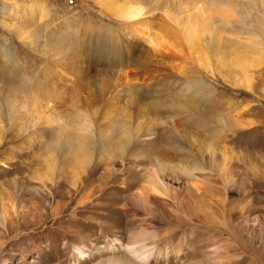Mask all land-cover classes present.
<instances>
[{
  "label": "rangeland",
  "instance_id": "obj_1",
  "mask_svg": "<svg viewBox=\"0 0 264 264\" xmlns=\"http://www.w3.org/2000/svg\"><path fill=\"white\" fill-rule=\"evenodd\" d=\"M214 1L0 0V264H264V0Z\"/></svg>",
  "mask_w": 264,
  "mask_h": 264
},
{
  "label": "bare ground",
  "instance_id": "obj_2",
  "mask_svg": "<svg viewBox=\"0 0 264 264\" xmlns=\"http://www.w3.org/2000/svg\"><path fill=\"white\" fill-rule=\"evenodd\" d=\"M216 2L218 3V4H216ZM219 4H220V2H218L217 0L216 1H214V5H216V6H218L219 7ZM223 3H222V1H221V5H222ZM220 5V6H221ZM227 7V8H226ZM221 8L222 9H224L223 11H228L229 13H234L235 11H234V6H230L229 5V7L228 6H225L224 7V4H223V6H221ZM226 8V9H225ZM229 8V9H228ZM202 9V8H201ZM141 8H135V10H133V11H131V13H130V16H132V18L133 17H135V16H140L141 14H142V12H141ZM204 10V9H203ZM207 11V10H206ZM227 12V14H226V12H224L226 15H228L229 13ZM203 13H204V11H203ZM223 12H221V14H222ZM201 14V13H200ZM231 14H229L228 15V19L229 18H231V17H229ZM204 15H206V16H208L209 17V14H204ZM203 15V16H204ZM233 15V14H232ZM200 16H202V14L200 15ZM200 16H199V18H200ZM212 16V15H211ZM222 16L224 17V14H222ZM142 17H143V14H142ZM187 17H188V15H187ZM190 17V16H189ZM207 17V18H208ZM192 18V17H191ZM203 18V17H202ZM202 18H200V20H206L207 21V19H202ZM210 18V21L212 20V18L213 17H209ZM222 18V17H221ZM139 19H141V18H139ZM178 19H179V17H178ZM182 19V18H181ZM228 19L227 18H222V21H223V24H226L227 25V23L229 22L228 21ZM133 20H135V18L133 19ZM137 20H138V18H137ZM145 19H142V20H138V22H142V21H144ZM187 20V19H186ZM198 20H196V22H197ZM202 21V22H203ZM231 21V20H230ZM205 22V21H204ZM146 24L144 25V24H142L141 25V27H140V29L139 30H133L134 32H132V34H133V36H134V38L137 40V41H139V42H144V43H146V44H148V46L150 47V52L153 54V55H156V56H161V48L163 47V45H164V41L162 40V38H160L159 36H158V34H156V32L152 29V27L153 26H151L152 24L150 23V25H149V23H147V22H145ZM187 23V22H186ZM201 23V22H200ZM206 23V24H205ZM205 23H203V24H205V26H206V28H208L209 30H211L210 28L212 27L211 25H212V22H205ZM209 25H208V24ZM188 24L189 25H191V23L190 22H188ZM179 25V24H178ZM182 25V24H181ZM193 25V24H192ZM191 25V26H192ZM195 25V24H194ZM198 25V24H197ZM228 25H231V24H228ZM188 26V25H187ZM203 26V25H202ZM195 27V26H194ZM194 27H192V28H194ZM204 27V26H203ZM202 27V28H203ZM199 28V27H198ZM188 29V34H190V32H189V30H191V32L193 31V29H190V27L189 28H187ZM205 29V28H204ZM207 30V29H206ZM204 31V30H203ZM184 32V31H183ZM186 32V31H185ZM197 34V30L196 31H194V32H192V34L194 35V34ZM114 34V33H113ZM121 34V33H120ZM183 34V33H182ZM70 35H71V39H74L75 37H77V34H72V33H70ZM123 35V34H122ZM185 35H187V33L186 34H184V36ZM89 36V35H88ZM93 36H96V37H98L101 41H103L104 42V44H105V41L107 40V42H106V46H100V48H101V51H106L107 53H106V55H107V57H108V61L109 62H111V63H115V64H117V63H121L120 64V66H124L123 65V62H125V59H126V57L123 59V57H124V55H125V46L123 45V41H122V39L119 37V36H114L113 37V35H111V33L109 34V33H100V32H98L97 34H94ZM188 36V35H187ZM194 36H196V35H194ZM186 37V36H185ZM107 38V39H106ZM193 37H191L190 38V42L191 41H193V39H192ZM192 39V40H191ZM90 40H93V37L91 36L90 37ZM186 40V39H185ZM188 40V39H187ZM102 42V43H103ZM187 42V41H186ZM188 42H189V40H188ZM190 42H189V44H190ZM208 42V41H207ZM94 43V42H93ZM192 44V43H191ZM91 45H92V42H91ZM99 46V45H98ZM214 46V44H213V42L212 41H210L209 43H208V47H213ZM93 47V46H92ZM96 47V46H95ZM95 49V48H94ZM99 49V48H98ZM102 53V52H101ZM132 54V53H131ZM6 56V55H5ZM6 58L7 59H11L12 57L11 56H9V54L6 56ZM10 61H13L12 59L10 60ZM121 61H123V62H121ZM238 64H240L241 63V66L243 67V65L242 64H244L243 63V61L242 62H240V61H238L237 62ZM236 63V64H237ZM119 66V67H120ZM240 66V65H239ZM245 66V65H244ZM248 66V65H247ZM5 69V68H4ZM4 69H2V70H4ZM5 71H6V69H5ZM5 71H0V80L1 79H4L5 77H4V75L5 74H7ZM199 88V93H202L203 91H205L206 90V88L205 87H203V86H199L198 87ZM197 88V89H198ZM11 99V97L8 95V96H6V98H5V100H4V102H5V105H6V108L8 107V101ZM115 125V124H114ZM112 126V125H111ZM113 127V126H112ZM132 129H134L133 127H132ZM131 130V129H130ZM130 130L128 129V133H130ZM131 136V135H130ZM128 135H125V140L124 141H127L128 142V144H129V141H128ZM123 143H125V142H123ZM155 165H156V170H154L153 171V173H152V176H153V178H152V180H151V182H152V193L153 192H155V193H161V191L160 190H162L163 192H164V190H163V188L164 187H168V183L165 181V180H163L159 175H160V173L162 172V169L164 168V165L163 164H160V163H158V162H155ZM168 189V188H167ZM150 195H144V193H141V194H138L137 195V197H138V201L140 202V204L141 205H143L144 207H145V205H146V208H148V206L147 205H149V207H150V203H149V201H150V199H148V197H149ZM142 206V207H143ZM21 246V248L23 249V252L25 253V249H26V247H25V244H22V245H20ZM25 247V248H24ZM130 250H131V253H132V255L134 256V257H138V258H140L142 261H146V260H148V258L150 257V256H152V254H155V245L154 246H152L151 247V249H145V248H143L142 247V249L140 248L139 250L140 251H138V250H136V248L135 247H131L130 248ZM77 253H78V250L76 251ZM79 254H81V252H80V250H79ZM25 255V254H24ZM3 261H8V260H3Z\"/></svg>",
  "mask_w": 264,
  "mask_h": 264
}]
</instances>
